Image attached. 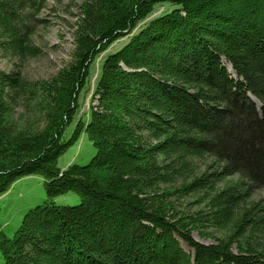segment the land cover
<instances>
[{
    "label": "trees",
    "instance_id": "1",
    "mask_svg": "<svg viewBox=\"0 0 264 264\" xmlns=\"http://www.w3.org/2000/svg\"><path fill=\"white\" fill-rule=\"evenodd\" d=\"M47 1L0 0L5 56L40 55ZM126 36L63 140L92 63ZM81 133L95 153L59 167ZM31 174L49 198L0 230L4 264H264V0H85L66 66L36 80L0 70V196ZM69 191L78 203L50 199ZM207 227L222 236L192 237Z\"/></svg>",
    "mask_w": 264,
    "mask_h": 264
},
{
    "label": "rangeland",
    "instance_id": "2",
    "mask_svg": "<svg viewBox=\"0 0 264 264\" xmlns=\"http://www.w3.org/2000/svg\"><path fill=\"white\" fill-rule=\"evenodd\" d=\"M85 0H48L36 16V31L32 36V41L37 45L40 55L18 61L9 56H5L0 51V70L10 72L13 69L20 70L21 74L29 79H44L54 75L60 68L66 66L72 57L74 50V30L75 23L81 16V5ZM166 3L158 4L152 16L162 13L168 9ZM151 16V17H152ZM128 39V36L115 41L108 49L95 59L90 67V75L86 85L79 95V109L73 121L65 128L62 139H68L79 118L85 119L88 115V107L94 89L95 81L99 74V68L104 56L118 49ZM16 116L21 120L31 117L30 110H25L22 106L16 108ZM95 147L84 133H81L78 140L74 142L57 159L59 167H65L71 162L79 164L87 163L95 153ZM49 198L45 192L43 179L36 174L23 176L11 184L9 189L0 196V230L11 237L19 226L24 213L31 207ZM56 203L76 204L80 197L72 192H65L60 195L50 197ZM194 198L185 196L177 201L178 207L185 211H195L198 205L194 203ZM211 234L203 237L197 230H192V237L203 243L214 242L215 237L222 236L220 232L210 227L203 229ZM186 247L185 244H183ZM236 250V247L233 246ZM0 264H4L0 251Z\"/></svg>",
    "mask_w": 264,
    "mask_h": 264
}]
</instances>
